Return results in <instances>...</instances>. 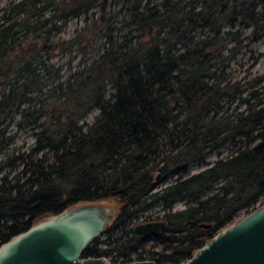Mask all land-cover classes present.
Listing matches in <instances>:
<instances>
[{
	"label": "trees",
	"instance_id": "16d2710c",
	"mask_svg": "<svg viewBox=\"0 0 264 264\" xmlns=\"http://www.w3.org/2000/svg\"><path fill=\"white\" fill-rule=\"evenodd\" d=\"M1 11L0 244L115 198L111 247L83 256L180 264L264 199V0H20ZM156 203L163 214L142 222L165 225L137 252L144 238L127 226Z\"/></svg>",
	"mask_w": 264,
	"mask_h": 264
},
{
	"label": "water",
	"instance_id": "95a60500",
	"mask_svg": "<svg viewBox=\"0 0 264 264\" xmlns=\"http://www.w3.org/2000/svg\"><path fill=\"white\" fill-rule=\"evenodd\" d=\"M113 218L112 206L107 203H82L63 209L0 244V264H112L105 257H84L83 253ZM164 225L149 221L137 224L134 230L138 235L152 236ZM127 264L155 263L135 260ZM180 264H264V199L219 229Z\"/></svg>",
	"mask_w": 264,
	"mask_h": 264
},
{
	"label": "rangeland",
	"instance_id": "374dc122",
	"mask_svg": "<svg viewBox=\"0 0 264 264\" xmlns=\"http://www.w3.org/2000/svg\"><path fill=\"white\" fill-rule=\"evenodd\" d=\"M16 1H20V0H0V14H2V9L4 7H6L8 4L16 2ZM83 23V19H75L73 21H71L67 27H65V29L63 30L62 35L64 37H69L70 35H72L73 31L78 28L80 25H82ZM258 51L261 53V57L259 58V61L257 62V65L254 67V71H262L264 70V42L260 43L259 45L256 46ZM67 57L63 56V55H57L56 57H54L52 59L53 62H55L58 65H62L65 63ZM78 62V58L74 60L72 67L76 66V63ZM67 69L68 66H65V73H67ZM97 114V112H93L92 114H90L87 118L86 121L88 123H91L95 117V115ZM32 142V136H31V132L27 131V132H21L18 143L19 145L21 144H30ZM215 158V155L212 154L210 156L207 157V161H212ZM196 169H198L195 165L192 166L190 168L191 171H196ZM164 181H160L157 183L156 188H160L161 186H163ZM111 203L110 205L112 206L113 212H114V218H117V214L116 212H118L120 204L118 202V200H116L115 198H109L108 199ZM262 202V199L259 201L258 204H260ZM183 206L181 203H177L176 205L173 206L172 211H177L182 209ZM164 212V207L162 205H160V203H156L154 205H151L149 207H147L145 210H140L137 212V214H139L138 217H134L129 221V224L127 226V228L133 226H136L137 224L143 223L142 220L146 219V218H150V220L155 219L157 216H161ZM245 213H240L233 222L237 221L238 219H240ZM48 217V216H47ZM115 218V219H116ZM148 220V221H150ZM112 221V220H111ZM110 221V222H111ZM107 235L102 234L100 235L93 243H91L88 247V249H93L95 248L96 251H101L104 250L106 248H110L111 246H108L104 243V240L106 239ZM156 241V238L152 235V236H148L144 239V241H142L141 244H139V242L137 241L136 243H138V248L136 249V251H140L142 249H148L150 247V245L152 243H154ZM157 249H160V247H157ZM108 256L105 257L107 258L111 263L113 264H120V263H125L124 260H126L127 258L125 257H121L119 255H116L115 251H110L107 252ZM145 254V253H144ZM130 258H135L134 254L129 255ZM132 261V259H131ZM135 261V260H133ZM130 262V261H128ZM127 262V263H128ZM155 264H168L167 262H157Z\"/></svg>",
	"mask_w": 264,
	"mask_h": 264
},
{
	"label": "flooded vegetation",
	"instance_id": "af4514ba",
	"mask_svg": "<svg viewBox=\"0 0 264 264\" xmlns=\"http://www.w3.org/2000/svg\"><path fill=\"white\" fill-rule=\"evenodd\" d=\"M146 222H147V221H146ZM143 223H145V222H143ZM141 236H142L144 239H145L146 237H148V236H146V235H140V237H141ZM144 239H143V241H144ZM106 259H107V258H106ZM107 260H108V259H107ZM143 260H150V259H143ZM108 261H109V260H108ZM152 261H153V260H152ZM109 262H110V261H109ZM124 262H125V263H123V264H127L128 261L124 260ZM128 263H129V262H128ZM154 263H155V262H154ZM120 264H121V263H120Z\"/></svg>",
	"mask_w": 264,
	"mask_h": 264
}]
</instances>
